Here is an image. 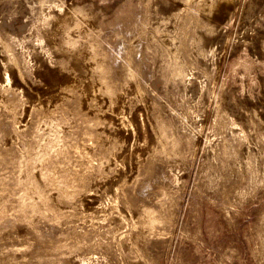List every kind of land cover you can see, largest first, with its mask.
<instances>
[{"label": "rangeland", "instance_id": "374dc122", "mask_svg": "<svg viewBox=\"0 0 264 264\" xmlns=\"http://www.w3.org/2000/svg\"><path fill=\"white\" fill-rule=\"evenodd\" d=\"M0 264H264V0H0Z\"/></svg>", "mask_w": 264, "mask_h": 264}]
</instances>
